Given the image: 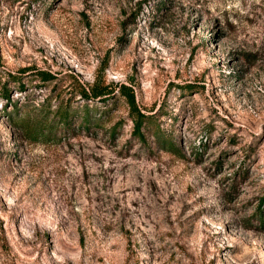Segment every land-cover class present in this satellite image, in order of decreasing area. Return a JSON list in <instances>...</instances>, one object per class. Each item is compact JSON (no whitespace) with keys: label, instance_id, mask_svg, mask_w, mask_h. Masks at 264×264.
<instances>
[{"label":"rangeland","instance_id":"rangeland-1","mask_svg":"<svg viewBox=\"0 0 264 264\" xmlns=\"http://www.w3.org/2000/svg\"><path fill=\"white\" fill-rule=\"evenodd\" d=\"M263 201L264 0H0V264H264Z\"/></svg>","mask_w":264,"mask_h":264},{"label":"trees","instance_id":"trees-1","mask_svg":"<svg viewBox=\"0 0 264 264\" xmlns=\"http://www.w3.org/2000/svg\"><path fill=\"white\" fill-rule=\"evenodd\" d=\"M41 79L42 80H48L51 78V75L47 72L41 73ZM115 92V89L110 86H101L98 82L95 83L89 91L87 89H82L81 95L85 98H94V99H102L104 97H111L113 93ZM118 92L122 97H124L129 104V107L133 113V123H134V133L136 136L139 137L140 140H143L145 138L143 134V127L146 122V115L142 114L139 109L137 108L135 96L131 88H128L127 86H120L118 89ZM56 112H60L57 117L59 123L63 125V128L65 130H68L72 127L73 123V116L71 115V112L69 109H61L58 108ZM61 110V111H60ZM55 115V116H56ZM39 124L36 125V128H27L23 126L24 131L29 134L31 137H35V141H50L54 140L56 138V135H53L54 131V125H46L47 121L46 119L38 120ZM53 122L54 118L52 119ZM89 122V120H87ZM83 120L81 122V126L84 124H87L88 122ZM95 123L100 121V118H95L93 120ZM52 122V123H53ZM173 145V142H171ZM264 203V201H263Z\"/></svg>","mask_w":264,"mask_h":264}]
</instances>
